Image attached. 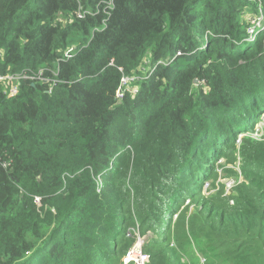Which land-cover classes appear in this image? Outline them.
Returning <instances> with one entry per match:
<instances>
[{
	"label": "trees",
	"instance_id": "obj_1",
	"mask_svg": "<svg viewBox=\"0 0 264 264\" xmlns=\"http://www.w3.org/2000/svg\"><path fill=\"white\" fill-rule=\"evenodd\" d=\"M259 17L264 0H0V72L61 80L0 84V264H121L136 231L147 264H264Z\"/></svg>",
	"mask_w": 264,
	"mask_h": 264
},
{
	"label": "built area",
	"instance_id": "obj_2",
	"mask_svg": "<svg viewBox=\"0 0 264 264\" xmlns=\"http://www.w3.org/2000/svg\"><path fill=\"white\" fill-rule=\"evenodd\" d=\"M80 16V14H78ZM74 46H71L64 52V59H69L72 57L71 51L74 50ZM122 71L121 68H119ZM53 77H44L42 74V70H39L37 73L31 72V70H21L20 72L14 73H2L0 72V84L3 87V92L7 97H12L16 95L19 91L20 82L23 79L28 80H42L44 82H49L50 86L48 88V92H50L54 85L59 84L61 80L57 78V71L51 70ZM136 76H122L119 80V85L115 90V100H122L125 96V93H135L136 88L131 86V83L136 80ZM256 131L251 133V137L260 139L264 136V131H262L260 136H254ZM239 142V140H238ZM34 202L39 205L40 199L35 197ZM175 219V218H173ZM147 236H141L138 231L135 232V242L133 245L127 250L125 255L122 258L121 264H147L149 261V255L143 251V244L146 241ZM202 262L204 259L201 260Z\"/></svg>",
	"mask_w": 264,
	"mask_h": 264
},
{
	"label": "rangeland",
	"instance_id": "obj_3",
	"mask_svg": "<svg viewBox=\"0 0 264 264\" xmlns=\"http://www.w3.org/2000/svg\"><path fill=\"white\" fill-rule=\"evenodd\" d=\"M254 24H255V27L257 28V27H263L264 26V21H263V19L262 18H258V19H256L255 21H254ZM92 32L90 31L89 32V34H87V35H85V36H83V35H81V34H77L76 36H74V38H70V41H71V43L72 44H74V45H77L79 42H83V41H85L86 39H89V37H90V34H91ZM57 66V63L55 62L54 64H53V67H56ZM138 82V79H136V80H134L132 83H131V86H133V84H135V83H137ZM261 110L262 111H264V105L261 107ZM254 131H256L255 132V134H254V136L256 137V136H260L261 135V133H262V131H264V113H261L260 114V117L253 123V130L249 133V135L251 136V133H253ZM248 132H242V133H240V137L242 136H245L246 134H247ZM224 162V159L223 158H221L218 162H217V164H216V166H219V164L220 163H223ZM238 162H236V169H238L237 168V166H238ZM218 173H219V178H218V182H221V183H224L225 185H226V190H227V193H229L230 192V188L232 187V185L235 183V180H234V178L233 177H225V176H223V174H222V170H221V167L220 168H218ZM209 181V180H208ZM209 184H208V182L207 183H205L204 185H203V187H202V191L205 193V194H208V190H209ZM213 191V190H212ZM188 203V199H186V201H185V204H187ZM173 218H176V214L175 215H173ZM199 254H197V256H198ZM202 259H204V258H202V257H200V262L202 263Z\"/></svg>",
	"mask_w": 264,
	"mask_h": 264
},
{
	"label": "water",
	"instance_id": "obj_4",
	"mask_svg": "<svg viewBox=\"0 0 264 264\" xmlns=\"http://www.w3.org/2000/svg\"><path fill=\"white\" fill-rule=\"evenodd\" d=\"M193 82H194V84H196L198 81L195 79Z\"/></svg>",
	"mask_w": 264,
	"mask_h": 264
},
{
	"label": "clouds",
	"instance_id": "obj_5",
	"mask_svg": "<svg viewBox=\"0 0 264 264\" xmlns=\"http://www.w3.org/2000/svg\"><path fill=\"white\" fill-rule=\"evenodd\" d=\"M261 113H264V112H261ZM239 141H240V138L238 139ZM238 140H237V142H238ZM239 143V142H238Z\"/></svg>",
	"mask_w": 264,
	"mask_h": 264
}]
</instances>
